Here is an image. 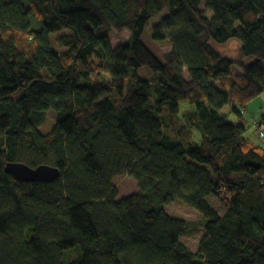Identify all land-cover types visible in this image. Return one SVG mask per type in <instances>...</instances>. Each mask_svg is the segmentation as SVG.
Wrapping results in <instances>:
<instances>
[{
	"label": "trees",
	"instance_id": "16d2710c",
	"mask_svg": "<svg viewBox=\"0 0 264 264\" xmlns=\"http://www.w3.org/2000/svg\"><path fill=\"white\" fill-rule=\"evenodd\" d=\"M165 10L160 56L143 35ZM113 29L131 32L116 48ZM233 38L239 58L217 48ZM263 93L264 0H0V264H264V146L224 113ZM9 161L61 174L19 181ZM124 175L139 190L119 198ZM177 200L203 216L197 251Z\"/></svg>",
	"mask_w": 264,
	"mask_h": 264
},
{
	"label": "rangeland",
	"instance_id": "374dc122",
	"mask_svg": "<svg viewBox=\"0 0 264 264\" xmlns=\"http://www.w3.org/2000/svg\"><path fill=\"white\" fill-rule=\"evenodd\" d=\"M168 10H165L159 17L153 19L149 26L147 27L144 35H143V41L147 44V46L156 54L162 56L165 52L170 50V47H158L155 42L152 39V32L154 29V26L160 22L161 18L167 14ZM209 15H213V11L210 10ZM31 21L33 24V27L38 29L41 28L42 24L39 20L31 17ZM237 26H240V23H237ZM67 30L59 33V34H53L51 36L52 42L55 40V37L66 33ZM131 32L128 29H125L123 32L119 33L116 29H113L110 34V39L112 46L114 48L121 45L129 36ZM242 45V42L237 39L233 38L229 42L225 44H219L217 45V48L225 55H229L233 58H239V50L240 46ZM253 58H247V61H252ZM144 69H142L141 74L144 73ZM188 76V73L185 74ZM105 77H107L105 75ZM196 111V105L189 103V102H183L181 103V112L178 116H176V124L179 126L188 125L186 122L189 118L188 114ZM54 110L49 111L48 113V119L45 124H43L40 127V130L42 133H48L54 126L56 122V115L54 114ZM224 113L227 114V116L230 118V120L234 123H243L247 127L246 135L255 140L256 142L260 143L264 146V140L260 138L259 132H256L257 127L259 124L263 122V114H264V93L251 101L243 110L242 114H237L232 111V102H230L225 108ZM166 112L161 115V118L164 120H167L170 118L169 115H167ZM171 119V118H170ZM191 130H192V144L194 146H198L202 143L204 133L203 130L198 125H192L191 124ZM261 129L264 130V123L262 124ZM165 131L169 132V127H165ZM115 184L119 191V198L126 197L128 195H131L133 193L138 192L139 187L138 183L135 179H133L131 176L124 175L121 177H118L115 180ZM208 201L218 209L220 212H224V208L220 205L218 202V199L214 196H209ZM166 210L173 216L183 218L189 221V229L187 230L186 234L183 237V242L193 251L198 250L199 241L204 234L203 229V223L204 219L203 216L200 214V212L188 206L185 202L177 200L174 201L168 205L165 206ZM81 254V249L79 246H76L74 248H71L66 251V261L69 262L71 258H75L78 255Z\"/></svg>",
	"mask_w": 264,
	"mask_h": 264
},
{
	"label": "water",
	"instance_id": "95a60500",
	"mask_svg": "<svg viewBox=\"0 0 264 264\" xmlns=\"http://www.w3.org/2000/svg\"><path fill=\"white\" fill-rule=\"evenodd\" d=\"M6 171L19 181L53 182L61 174L58 167L49 164L31 166L22 161H9Z\"/></svg>",
	"mask_w": 264,
	"mask_h": 264
},
{
	"label": "built area",
	"instance_id": "2783aa9c",
	"mask_svg": "<svg viewBox=\"0 0 264 264\" xmlns=\"http://www.w3.org/2000/svg\"><path fill=\"white\" fill-rule=\"evenodd\" d=\"M259 136H260V138H262L264 140V130L263 129L260 130Z\"/></svg>",
	"mask_w": 264,
	"mask_h": 264
}]
</instances>
